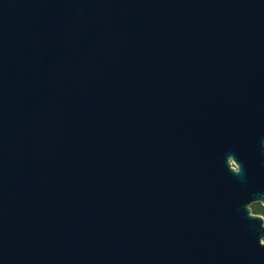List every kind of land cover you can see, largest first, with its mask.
I'll return each instance as SVG.
<instances>
[{"label": "water", "instance_id": "water-1", "mask_svg": "<svg viewBox=\"0 0 264 264\" xmlns=\"http://www.w3.org/2000/svg\"><path fill=\"white\" fill-rule=\"evenodd\" d=\"M264 0H0V264H264Z\"/></svg>", "mask_w": 264, "mask_h": 264}, {"label": "trees", "instance_id": "trees-1", "mask_svg": "<svg viewBox=\"0 0 264 264\" xmlns=\"http://www.w3.org/2000/svg\"><path fill=\"white\" fill-rule=\"evenodd\" d=\"M249 215L258 218L261 221V227L264 231V209H258L257 207L248 208ZM264 243V238L263 241Z\"/></svg>", "mask_w": 264, "mask_h": 264}, {"label": "rangeland", "instance_id": "rangeland-1", "mask_svg": "<svg viewBox=\"0 0 264 264\" xmlns=\"http://www.w3.org/2000/svg\"><path fill=\"white\" fill-rule=\"evenodd\" d=\"M251 208V207H250ZM261 243H263V242H261Z\"/></svg>", "mask_w": 264, "mask_h": 264}]
</instances>
